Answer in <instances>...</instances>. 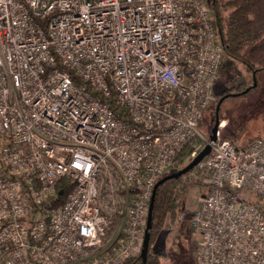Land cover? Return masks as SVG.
<instances>
[{
  "label": "built area",
  "instance_id": "built-area-1",
  "mask_svg": "<svg viewBox=\"0 0 264 264\" xmlns=\"http://www.w3.org/2000/svg\"><path fill=\"white\" fill-rule=\"evenodd\" d=\"M222 57L202 0H0V264L137 256L154 187L205 145L196 262L264 264V209L236 198L264 200V139L199 131Z\"/></svg>",
  "mask_w": 264,
  "mask_h": 264
},
{
  "label": "rangeland",
  "instance_id": "rangeland-1",
  "mask_svg": "<svg viewBox=\"0 0 264 264\" xmlns=\"http://www.w3.org/2000/svg\"><path fill=\"white\" fill-rule=\"evenodd\" d=\"M225 1L227 0H202L212 21L216 20L217 10L222 17L227 14L214 4L221 5ZM245 90L249 91L222 101L218 107L219 125H223L220 138L231 140L237 146H243L252 139H264V37L258 43L244 47L239 59L223 54L218 79L212 88V101L199 128L206 139L210 138L219 100L227 94ZM207 147L205 145L203 149L207 150ZM198 173L193 170L183 178L191 186L181 210L174 220L165 219L160 233L150 247V252L158 255L160 264H197L196 254L201 238L193 231L190 217L198 197L209 190L205 176ZM236 198L246 202L255 201V196L246 191L237 192ZM122 231L120 222H114L103 247L106 249L114 241L121 239ZM146 247L147 238L144 240V250ZM144 254L143 252L141 256L144 257Z\"/></svg>",
  "mask_w": 264,
  "mask_h": 264
},
{
  "label": "trees",
  "instance_id": "trees-1",
  "mask_svg": "<svg viewBox=\"0 0 264 264\" xmlns=\"http://www.w3.org/2000/svg\"><path fill=\"white\" fill-rule=\"evenodd\" d=\"M214 4L217 9L227 12V14L222 17L219 15V10L216 11V20L212 21L216 39L223 50V54L234 59H239L244 47L256 44L264 37V0H227L221 5L215 2ZM241 95L243 94L241 93L240 96ZM207 109H209V107ZM206 110L203 116L208 111ZM198 126L200 128L201 121ZM227 141L237 149H243L251 140L246 142L243 146H237L231 140ZM191 152L192 148L188 146L178 154L174 160L173 166L163 174L161 179L185 169L191 162ZM193 170L195 169L176 178L165 179L158 185L152 203L151 218L147 233L148 241L146 253L144 257H142L140 251L137 256L131 257L121 264H160L158 255L156 253H151L150 247L160 233L165 219L174 220L181 210L180 208L191 186L187 180H183V178L185 175L192 173ZM198 174L200 175V172ZM57 190L61 193L55 201L54 207L65 201L67 194L71 190V183L62 180L59 182ZM250 203L264 209V200L257 196H255V201Z\"/></svg>",
  "mask_w": 264,
  "mask_h": 264
},
{
  "label": "water",
  "instance_id": "water-1",
  "mask_svg": "<svg viewBox=\"0 0 264 264\" xmlns=\"http://www.w3.org/2000/svg\"><path fill=\"white\" fill-rule=\"evenodd\" d=\"M249 91V90H248ZM247 90L243 91L242 94L244 93H247L248 92ZM239 95V94H238ZM233 97H235V95H231ZM228 96H224L222 97L219 102H218V105H217V108H216V118H215V121H214V125L212 127V130H211V134H210V140H214L215 139V135H216V132H217V129H218V126H219V120H218V117H217V114H218V107L219 105L222 103V101H224V99H226ZM205 148V147H204ZM210 152V149L209 147H207V150L203 149L193 160H191V162L188 164V166L181 170V171H178L176 174H173V175H170V176H167L165 177L164 179H161L157 184L156 186L154 187V190L152 192V195H151V198H150V203H149V208H148V215H147V221H146V228H145V234H144V239H143V244H144V240L147 238V241H148V229H149V223H150V218H151V209H152V203H153V199H154V195H155V190L157 189L158 185L165 179H171V178H176V177H179V176H182L184 174H186L188 171L194 169L200 162L201 160L207 156ZM143 244H142V249H141V254L144 252L146 253V249L144 250L143 248ZM147 248V247H146Z\"/></svg>",
  "mask_w": 264,
  "mask_h": 264
},
{
  "label": "flooded vegetation",
  "instance_id": "flooded-vegetation-1",
  "mask_svg": "<svg viewBox=\"0 0 264 264\" xmlns=\"http://www.w3.org/2000/svg\"><path fill=\"white\" fill-rule=\"evenodd\" d=\"M241 93H242V92H240V93H236V94H232V93H230V94H227L226 96H228V97L230 98V97H233V96H231V95H235V97H236V96H238V94L240 95ZM228 97H227V98H228ZM224 100H225V99H224Z\"/></svg>",
  "mask_w": 264,
  "mask_h": 264
},
{
  "label": "bare ground",
  "instance_id": "bare-ground-1",
  "mask_svg": "<svg viewBox=\"0 0 264 264\" xmlns=\"http://www.w3.org/2000/svg\"><path fill=\"white\" fill-rule=\"evenodd\" d=\"M219 128H223V125H222V124H220Z\"/></svg>",
  "mask_w": 264,
  "mask_h": 264
}]
</instances>
